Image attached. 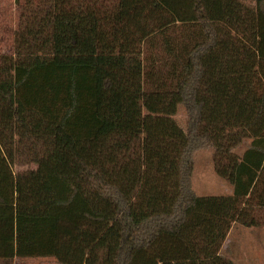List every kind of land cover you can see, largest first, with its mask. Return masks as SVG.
Masks as SVG:
<instances>
[{
	"label": "trees",
	"instance_id": "16d2710c",
	"mask_svg": "<svg viewBox=\"0 0 264 264\" xmlns=\"http://www.w3.org/2000/svg\"><path fill=\"white\" fill-rule=\"evenodd\" d=\"M15 2L0 264H235L232 232L264 226V0ZM115 56L141 57L144 94L180 98L185 134L104 131L98 59ZM200 150L231 194L193 191Z\"/></svg>",
	"mask_w": 264,
	"mask_h": 264
},
{
	"label": "rangeland",
	"instance_id": "374dc122",
	"mask_svg": "<svg viewBox=\"0 0 264 264\" xmlns=\"http://www.w3.org/2000/svg\"><path fill=\"white\" fill-rule=\"evenodd\" d=\"M20 14L15 0H0V55L13 53ZM98 65V113L105 132L136 126L170 137L186 133L188 117L177 95L144 94L141 57H103ZM107 80L110 90L104 89ZM192 189L200 197L232 193L215 173L210 150H200L194 156ZM221 254L235 264H264V226L236 227ZM12 264L57 263L53 259H17Z\"/></svg>",
	"mask_w": 264,
	"mask_h": 264
}]
</instances>
